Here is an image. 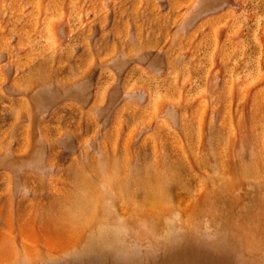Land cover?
Returning <instances> with one entry per match:
<instances>
[{
  "label": "rangeland",
  "instance_id": "rangeland-1",
  "mask_svg": "<svg viewBox=\"0 0 264 264\" xmlns=\"http://www.w3.org/2000/svg\"><path fill=\"white\" fill-rule=\"evenodd\" d=\"M0 264H264V0H0Z\"/></svg>",
  "mask_w": 264,
  "mask_h": 264
}]
</instances>
